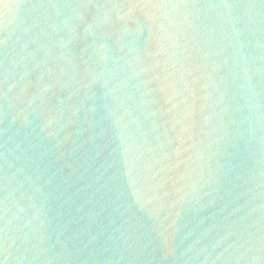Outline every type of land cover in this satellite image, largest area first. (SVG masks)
Returning a JSON list of instances; mask_svg holds the SVG:
<instances>
[{
    "label": "water",
    "instance_id": "95a60500",
    "mask_svg": "<svg viewBox=\"0 0 264 264\" xmlns=\"http://www.w3.org/2000/svg\"><path fill=\"white\" fill-rule=\"evenodd\" d=\"M0 264H264V0H0Z\"/></svg>",
    "mask_w": 264,
    "mask_h": 264
}]
</instances>
